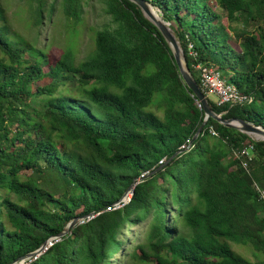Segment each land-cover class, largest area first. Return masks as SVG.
<instances>
[{"label": "trees", "instance_id": "16d2710c", "mask_svg": "<svg viewBox=\"0 0 264 264\" xmlns=\"http://www.w3.org/2000/svg\"><path fill=\"white\" fill-rule=\"evenodd\" d=\"M91 1L61 0L62 12L78 23ZM100 1L109 19L80 60L71 47L46 51L39 31L31 42L15 37L0 2V264L92 211L27 264H122L126 255L130 264H264V139L209 118L182 149L204 112L169 44L133 1ZM146 1L170 24L198 84L196 65H212L252 96L234 105L207 96L213 110L264 126V0ZM240 18L257 28H237ZM250 143L249 156L235 154ZM229 241L250 245L256 259Z\"/></svg>", "mask_w": 264, "mask_h": 264}, {"label": "rangeland", "instance_id": "374dc122", "mask_svg": "<svg viewBox=\"0 0 264 264\" xmlns=\"http://www.w3.org/2000/svg\"><path fill=\"white\" fill-rule=\"evenodd\" d=\"M54 1L56 2V9L50 16L49 8ZM0 2L6 6L5 13L11 33L15 37L19 36L23 40L31 42L36 32L39 31V38L37 40L39 46L55 55H60L64 50L71 47L78 60L83 59L93 49L95 30L109 19L100 0H92L90 3L84 5L85 11L82 20L78 23L64 16L61 0H46L43 24L38 27L35 23L37 15L35 7L39 3L38 0H0ZM151 7L159 18L162 17L161 19H164L158 7L153 5ZM166 23L171 28L170 24ZM233 24L239 29L247 28L252 31L257 28V25L250 24L241 18ZM181 49L185 58L184 50L182 47ZM207 96L216 102V95L207 94ZM252 136L255 138L254 135ZM152 159L156 160V157ZM125 188L127 189L128 185ZM129 229H133V231L129 232L128 236L137 237L135 242L144 240L145 235L142 229L137 230L136 227L132 226H129ZM229 243L235 252L249 259H256L255 255L258 253L250 245L244 246L233 241H229ZM113 258H117L118 260L119 254L114 255ZM132 262L133 259L129 255H126L121 260L122 264H130ZM134 263H137V261H134Z\"/></svg>", "mask_w": 264, "mask_h": 264}, {"label": "water", "instance_id": "95a60500", "mask_svg": "<svg viewBox=\"0 0 264 264\" xmlns=\"http://www.w3.org/2000/svg\"><path fill=\"white\" fill-rule=\"evenodd\" d=\"M134 3H136L141 10L143 11V14L151 21L153 22L156 27L159 29V31L161 32V34L163 35L164 39L166 40V42L169 44L172 52H173V56L175 59V62L178 66V70L180 72V75L184 81V83L186 84V86L192 91L193 95L201 102L202 107H203V112H204V118L202 123L200 124V126L198 127V129L196 130V132L194 133L193 137L190 140V144H192V142L197 138V136L202 132L204 126L206 125L207 121L209 118H213L214 120H216L217 122L227 126V127H232L235 128L241 132L247 133L249 135H254L256 139H264V126H262L261 124H257L251 121H247L245 119L242 118H237V117H229V118H224L222 117V115L220 113H216L213 108L211 107L208 99H207V95L203 92V90L200 88L197 80L195 79L193 73L191 72L188 63L186 62L183 53H182V49L181 46L179 44L178 39L176 38L175 34L173 33V31L171 30V28L169 27V25L166 23V21L164 19H158L155 17V15L153 14L152 10V4L149 3L146 0H131ZM162 18V17H161ZM181 153V150H177L173 156L169 157L167 159V161H169L172 157H174L175 155ZM166 161V162H167ZM163 165L158 166L155 170H153L150 174L156 172L159 168H161ZM136 179V178H135ZM134 179V181H135ZM135 184L131 183L129 184L128 188L125 190V192L123 193V195L115 202V203H119V202H123L127 199L128 194L131 192L133 194V188H134ZM91 212L84 214L82 216H75L73 217L65 226L64 228L57 234H55L56 236H63L68 234L71 229L78 223H80V221L82 219H84L88 214H90ZM53 235H51L50 237H52ZM48 242V239H46L40 247L36 248L33 251H30L26 254H23L21 256H19L18 258H16L15 260H13L10 264H14L15 262L18 261H24L27 260L31 257H33L34 255H36L38 253V251L42 248H44L46 246Z\"/></svg>", "mask_w": 264, "mask_h": 264}, {"label": "built area", "instance_id": "2783aa9c", "mask_svg": "<svg viewBox=\"0 0 264 264\" xmlns=\"http://www.w3.org/2000/svg\"><path fill=\"white\" fill-rule=\"evenodd\" d=\"M196 68L199 70V75H200L199 86H200V88L203 90V92L206 95L207 94L216 95L217 96L216 103L218 105L243 104V103L250 102L252 100L251 95L241 92L238 89V87L235 85V83L229 82L226 79H224L222 77L221 71L216 69L214 66L197 64ZM195 101L197 102L198 106L201 108L202 107L201 102L197 98H195ZM209 131L214 135H218V133L212 127L209 129ZM190 146H191V144L189 141V143L182 144L180 147L182 149H188V148H190ZM252 150H253V144L250 143L243 148L235 150V154L238 156H246V155L249 156L250 153L252 152ZM164 162H165L164 159H161L159 161V163H161V164H164ZM242 164L245 167L247 166L246 161H242ZM149 174H150L149 172H144L143 174H141L140 177L135 179L134 184H136L140 178L148 176ZM259 192H260V197L264 201V189H261ZM131 196H132V193L130 192L125 201L119 202V203L114 202L112 204V208L114 209V208H119V207L123 206L125 203L130 201ZM96 214H98V213H95L94 211H92L84 219H82L80 221V223L85 222V221L93 218ZM47 239H48V242H47L46 246L44 248L40 249L36 255H34L33 257H31L27 260L15 262L14 264H27V262H29L33 259L39 258L43 253H45V251L48 249V247L53 245V243L58 242L61 239V237L53 235L52 237L49 236Z\"/></svg>", "mask_w": 264, "mask_h": 264}, {"label": "bare ground", "instance_id": "6f19581e", "mask_svg": "<svg viewBox=\"0 0 264 264\" xmlns=\"http://www.w3.org/2000/svg\"><path fill=\"white\" fill-rule=\"evenodd\" d=\"M152 12H153V14L155 15L156 18L161 19V18L158 17V15L155 13L154 10H152Z\"/></svg>", "mask_w": 264, "mask_h": 264}]
</instances>
